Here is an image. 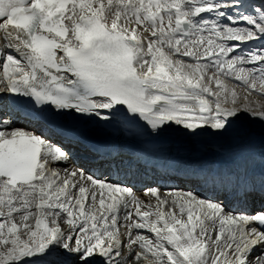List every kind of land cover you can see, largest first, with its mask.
Returning <instances> with one entry per match:
<instances>
[{
    "label": "snow or ice",
    "instance_id": "6c2138e0",
    "mask_svg": "<svg viewBox=\"0 0 264 264\" xmlns=\"http://www.w3.org/2000/svg\"><path fill=\"white\" fill-rule=\"evenodd\" d=\"M254 93L264 0H0V98L52 119L118 121L134 146L100 153L123 173L112 180L57 167L66 149L0 118V264H264V146L236 137L249 166L202 177L262 201L240 212L170 185L175 169L158 172L150 156L173 125L223 136L245 117L264 121Z\"/></svg>",
    "mask_w": 264,
    "mask_h": 264
},
{
    "label": "bare ground",
    "instance_id": "6f19581e",
    "mask_svg": "<svg viewBox=\"0 0 264 264\" xmlns=\"http://www.w3.org/2000/svg\"><path fill=\"white\" fill-rule=\"evenodd\" d=\"M11 121H13L14 125L15 124L20 125L19 123L15 122L14 120H11ZM23 124H25L24 121H23ZM257 131L258 130L253 129V127H251V123H249L248 120L238 121L234 125L231 132L229 134H226L223 136L216 134L215 131L211 130V129H206L204 131L198 130L199 134L193 135L188 130L183 129L182 126L173 125L172 129L166 135H164L158 139L157 143L153 146V151L150 153V156L155 158L156 156L161 155L159 153L160 150H162L163 148H166V151L178 149L179 151L186 150L187 153H190V154H193L196 156L215 157L217 155V152H219L217 150H219L220 146H223L226 142H229V140L232 143L235 142L236 137H241L242 139L249 140L253 144L255 151L258 153L260 151L261 147L264 146V133L257 134ZM248 134L252 135V138L248 139L246 137ZM208 138L211 140L212 139H214V140H212V142H200L196 146L192 145V143H191L193 140H194L193 143H197V141H199V140H205L206 141ZM123 141H126V140L123 139ZM117 143L120 144V146H119L120 151H123V152L127 151L126 149H123V145H121V141H117ZM215 143H218V144H215ZM184 144L187 145L188 147L184 146ZM234 146H235L234 151L226 150L224 152H221V154H224L223 158L235 160L236 158H239L240 155H243L242 152H239L237 150V145H234ZM196 148H202V149L196 150ZM204 149H210V151H209L210 153H207ZM256 164H259L258 159H257ZM93 165H94V163L91 162V166H93ZM58 167L63 169L65 167L70 168V167H76V166L70 165L69 163L68 164L61 163L60 166H58ZM173 175H175V174L172 173V177H173ZM185 176H187L185 173H180V175H176L175 177H173V179L176 180L177 182H181V183L182 182L183 183L192 182L191 179L186 178ZM137 191L138 192L142 191V188L137 189ZM209 193H210V196L218 194L212 190ZM259 200L260 199L258 197L251 199L248 202L242 203L241 207H243L244 210H249V209H251L250 204L255 202V201H259ZM228 206L232 209H235V206L233 204H230V205L228 204ZM61 259H66V258H61Z\"/></svg>",
    "mask_w": 264,
    "mask_h": 264
},
{
    "label": "rangeland",
    "instance_id": "374dc122",
    "mask_svg": "<svg viewBox=\"0 0 264 264\" xmlns=\"http://www.w3.org/2000/svg\"><path fill=\"white\" fill-rule=\"evenodd\" d=\"M252 46H257V45L253 42ZM232 83H235V81H232ZM250 99H252L254 101H257V102H259L261 104H264V95H258V94H255L254 93L253 96ZM242 120H248L249 123H251V127H253V129L258 130L257 131V134L264 133V121H261L259 119H255V118H250V117H245ZM246 137L248 139H250V138H252V135L248 134ZM212 140H214V139H212ZM212 140L208 138L206 141L205 140H199V141H197V143H193L194 142V140H193L191 143H192V145H195L196 146L200 142H212ZM244 140H247V139H244ZM247 141H249V140H247ZM215 144H218V143H215ZM234 145H236V143L235 142L232 143L229 140V142H226L223 146H220L219 150H217L219 152H217V153H221V152H224L226 150L234 151L235 150V146ZM184 146H187V145L184 144ZM198 149H202V148H196V150H198ZM204 150L207 153H210L209 152L210 149H204ZM176 153L183 154V158L184 159H196V158L204 157V156H196V155L187 153L186 150L176 151ZM221 157H224V154L217 155V158L208 156V159L207 160H211V159H218V160H220ZM243 157L247 158L246 153L243 154ZM225 200H227V198H225Z\"/></svg>",
    "mask_w": 264,
    "mask_h": 264
}]
</instances>
